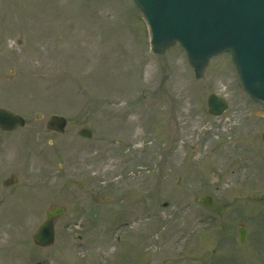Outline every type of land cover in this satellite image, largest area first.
Returning <instances> with one entry per match:
<instances>
[{
	"label": "rangeland",
	"instance_id": "obj_1",
	"mask_svg": "<svg viewBox=\"0 0 264 264\" xmlns=\"http://www.w3.org/2000/svg\"><path fill=\"white\" fill-rule=\"evenodd\" d=\"M148 47L132 0H0V106L27 119L0 136L1 179L18 177L1 198L0 264H264V207L233 185L237 163L264 165V104L229 54L198 79L179 45ZM211 93L228 111L208 113ZM52 114L64 133L45 132ZM56 203L67 211L40 248L29 228Z\"/></svg>",
	"mask_w": 264,
	"mask_h": 264
},
{
	"label": "water",
	"instance_id": "obj_2",
	"mask_svg": "<svg viewBox=\"0 0 264 264\" xmlns=\"http://www.w3.org/2000/svg\"><path fill=\"white\" fill-rule=\"evenodd\" d=\"M150 26L152 48L164 53L179 43L185 50L196 76H203L209 60L223 52L231 54L243 88L250 96L264 102V0H134ZM209 111L221 114L226 100L216 94L209 96ZM66 120L53 116L48 127L64 131ZM24 119L0 108V126L14 129L23 126ZM80 134L91 136L82 128ZM264 138V133H263ZM212 204V197L201 199ZM65 209L56 206L48 212V220L34 238L37 243L53 241L55 217ZM246 231L241 230L244 241Z\"/></svg>",
	"mask_w": 264,
	"mask_h": 264
},
{
	"label": "flooded vegetation",
	"instance_id": "obj_3",
	"mask_svg": "<svg viewBox=\"0 0 264 264\" xmlns=\"http://www.w3.org/2000/svg\"><path fill=\"white\" fill-rule=\"evenodd\" d=\"M3 145L4 142L0 140V209L3 207V203H1L3 192L5 190H11V188L18 183V180L14 178V176H7L1 179V173H4L9 169V166L4 165L5 161L1 157ZM235 166L236 168L233 172V184L235 185V187L240 188L243 182L247 183V185L251 187L253 196L256 194H260L259 196H257V199L259 200V202L263 203L264 207V166L262 169L256 168L255 166H251L250 164L246 163H238ZM2 213L3 212L0 211V220L3 219L1 217ZM19 229H23V227H19Z\"/></svg>",
	"mask_w": 264,
	"mask_h": 264
}]
</instances>
